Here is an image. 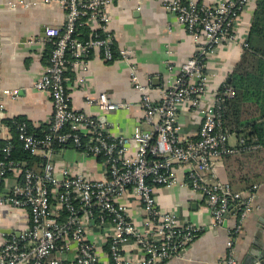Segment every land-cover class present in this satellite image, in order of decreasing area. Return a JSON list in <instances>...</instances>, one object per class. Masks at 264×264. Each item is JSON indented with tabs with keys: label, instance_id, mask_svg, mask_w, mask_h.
Instances as JSON below:
<instances>
[{
	"label": "built area",
	"instance_id": "1",
	"mask_svg": "<svg viewBox=\"0 0 264 264\" xmlns=\"http://www.w3.org/2000/svg\"><path fill=\"white\" fill-rule=\"evenodd\" d=\"M119 1L42 0L57 4L64 14L61 27L44 26L41 42L51 50L34 83L35 89L48 94L52 111L42 136L30 131L26 122H14L22 148L38 154L40 163L27 166L11 159L10 140L1 148L0 184L9 176L14 184L0 195V204L24 212L29 223L3 241L0 264H162L179 256L201 228L156 201L155 188L178 183L176 169L185 170L180 183L204 197L212 227L222 226L229 212L236 213L234 225L226 231L225 256L217 264H238L235 240L253 206L257 185L233 192L216 166L223 158L254 151L258 145L246 144L243 138L229 144L223 114L234 90L224 83L223 91L209 87L207 60L236 40V26L249 0H215L209 5L159 0L193 37L195 51L159 97L150 94V85L142 83L131 66L130 81L139 94L142 115L141 125L130 135L112 134L105 120L112 112L131 109V102L115 101L105 92L86 94L83 103L94 107L96 116L74 109L68 92L71 83L79 90L87 83L94 52L104 62L115 60L107 22ZM83 27L87 37L80 39ZM241 45L247 48V39ZM118 56L131 65V52L121 49ZM70 72L75 74L72 80ZM18 92L4 94L16 98ZM187 112L200 118L193 138L181 133L180 115ZM67 148L98 162L101 176L94 178L82 166H58L53 156ZM128 198L141 206L139 221L124 203ZM128 245L138 250L137 257L125 248Z\"/></svg>",
	"mask_w": 264,
	"mask_h": 264
},
{
	"label": "crops",
	"instance_id": "2",
	"mask_svg": "<svg viewBox=\"0 0 264 264\" xmlns=\"http://www.w3.org/2000/svg\"><path fill=\"white\" fill-rule=\"evenodd\" d=\"M194 1L209 5L215 0ZM256 1L249 0L243 10L236 26V40L223 45L207 60L209 87L215 91L219 90L241 59L244 52L241 43L248 37ZM63 23V10L57 4H46L42 0H0V142L11 141L13 132L7 121L12 119L22 118L32 129L45 130L52 111L51 101L46 92L34 88L49 56L48 45L41 42V30L46 25L61 27ZM107 29L113 36L115 60L104 62L101 54L94 52L86 72L87 83L82 90L71 83L68 92L74 109L96 116L99 112L83 103L86 94L105 92L115 101L131 102V109L112 112L105 120L110 124L112 134L130 135L136 126L141 125L142 115L138 105L139 94L130 81L131 66L141 82L150 85V94L159 97L160 92L173 82L181 64L193 55L196 43L159 0H142L140 3L121 0L115 3L110 10ZM257 45L261 43L257 42ZM121 49L131 52V65L119 58L118 51ZM69 75L72 80L75 74L70 72ZM14 89L19 90L16 98L4 94L5 90ZM180 119L181 133L193 138L199 116L187 112L181 114ZM237 139L239 137L232 133L228 142L234 145ZM53 159L60 167L82 166L94 178L101 176L98 162L85 159L73 149L67 148ZM230 165L227 164L228 167ZM216 170L222 179L229 182L225 163L217 165ZM175 176L177 184L155 188L156 201L162 209L175 214L180 220L200 226L201 232L184 252L162 264H217L225 256L226 231L234 225L236 213L229 212L222 226L212 227L202 194L180 183L185 178V170L176 169ZM13 184L12 177H7L0 184V195L4 196ZM255 185L257 190L253 206L242 221L235 240L238 264H248L264 252V177ZM124 203L131 208L134 219L139 221L142 218L139 203L131 198ZM28 223L24 212L0 204V246L9 235L3 233L4 230L18 233L26 229ZM125 248L131 255L138 256V250L132 245Z\"/></svg>",
	"mask_w": 264,
	"mask_h": 264
},
{
	"label": "trees",
	"instance_id": "3",
	"mask_svg": "<svg viewBox=\"0 0 264 264\" xmlns=\"http://www.w3.org/2000/svg\"><path fill=\"white\" fill-rule=\"evenodd\" d=\"M78 38L87 37L86 28L79 29ZM260 42L261 45H257ZM264 0H257L253 19L250 24L247 37V48L236 67L227 76L224 86L234 90V95L226 100L223 120L230 134L243 138L246 144H257L254 151L223 158L229 184L233 192L244 191L253 185L260 183L264 177ZM49 51L51 46H49ZM250 60V61H249ZM251 62V63H250ZM247 65V66H246ZM221 86L219 91H223ZM24 121L22 118L7 121L12 129L11 159L23 162L27 166L32 163H40V159L31 155L22 148L17 139L14 122ZM27 126L28 123L26 122ZM29 130L42 136L47 128L35 130L28 126ZM5 142H0L1 148ZM59 148V147H58ZM57 148V149H58ZM230 163V167L227 164Z\"/></svg>",
	"mask_w": 264,
	"mask_h": 264
},
{
	"label": "water",
	"instance_id": "4",
	"mask_svg": "<svg viewBox=\"0 0 264 264\" xmlns=\"http://www.w3.org/2000/svg\"><path fill=\"white\" fill-rule=\"evenodd\" d=\"M42 29H44V27L42 28ZM41 31H43V30H41ZM43 33V32H42ZM42 36H43V34H42ZM231 213V212H230ZM228 215V214H227ZM227 215H226V217H227ZM3 233H5V234H12V233H15L13 230H11V229H9V230H4V232ZM19 233H16V235H18ZM264 260V252H261L260 253V255H258L256 258H254L253 260H252V262H250V263H248V264H253L254 262H256V261H263Z\"/></svg>",
	"mask_w": 264,
	"mask_h": 264
}]
</instances>
